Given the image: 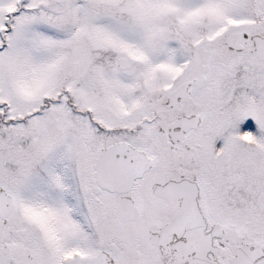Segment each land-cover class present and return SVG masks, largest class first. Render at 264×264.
I'll return each instance as SVG.
<instances>
[{
    "label": "snow or ice",
    "instance_id": "obj_1",
    "mask_svg": "<svg viewBox=\"0 0 264 264\" xmlns=\"http://www.w3.org/2000/svg\"><path fill=\"white\" fill-rule=\"evenodd\" d=\"M0 264H264V0H0Z\"/></svg>",
    "mask_w": 264,
    "mask_h": 264
}]
</instances>
